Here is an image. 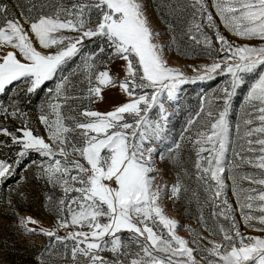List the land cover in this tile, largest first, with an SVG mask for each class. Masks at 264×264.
Segmentation results:
<instances>
[{"label": "snow or ice", "instance_id": "snow-or-ice-1", "mask_svg": "<svg viewBox=\"0 0 264 264\" xmlns=\"http://www.w3.org/2000/svg\"><path fill=\"white\" fill-rule=\"evenodd\" d=\"M188 6L189 39L200 43L199 36L211 49L214 37L219 45L216 59L195 68L192 76L168 63L165 49L171 45L159 42L160 32L153 28L144 0H55L46 6L33 4L20 16L0 0V48L10 46L19 53V57L13 51L0 56V93L14 82L24 83V91L33 93L54 80L67 63L79 59L77 70L85 76L84 99L89 104L102 101L105 91L112 89L126 98L111 110L84 106L78 116L72 115L76 109L69 100L80 98L66 94L68 77L61 76L49 89L50 99L39 115L46 129L43 135L24 122L18 103L0 104V116L16 117L23 125L14 130L0 125V136L18 146L15 166L36 153L41 158L37 178L61 189L57 227L66 235L43 228L32 217H22L20 224L66 249L71 241L67 250L73 264L81 259L85 264H125L126 260L127 264H201L198 253H203L207 264H264V0H212L215 16L207 0H189ZM221 26L237 38L260 43H235ZM94 40L102 43L88 51L85 42ZM37 44L45 51H39ZM117 61L122 62L120 68L115 67ZM224 74L230 79L220 90L219 106L215 112L211 105L206 112L201 106L196 115L203 113L206 122L187 139L196 156L194 178L206 193V202L219 209L211 215L229 226L211 229L220 239L194 235L189 241L178 234L182 225L166 214L161 202L165 195L175 201L187 191L179 178L164 184L158 166L173 153L159 146L168 139L171 113L166 105L178 100L182 85ZM253 74L256 79L245 97L246 110L235 126L237 150L231 135V102ZM230 150L238 159L229 161ZM242 165L250 170L231 177L237 205L233 207L224 174ZM13 174L12 165L0 161V182ZM241 221L261 234L241 231ZM123 233L130 234L129 243Z\"/></svg>", "mask_w": 264, "mask_h": 264}, {"label": "rangeland", "instance_id": "rangeland-1", "mask_svg": "<svg viewBox=\"0 0 264 264\" xmlns=\"http://www.w3.org/2000/svg\"><path fill=\"white\" fill-rule=\"evenodd\" d=\"M4 2L9 5L12 12L20 16L22 11L26 12L33 4L46 6L49 3H54L55 0H4ZM64 2L69 3L70 0H64ZM148 3L157 21L161 24L160 36L164 37L166 45H171L166 48L170 49L174 57L184 62L185 68L181 69L186 74L192 76L195 74V68L211 64L216 59L215 49L219 45L215 42L214 37L211 49L203 43L202 38L199 36L197 38L201 41L200 43L189 39L187 29L192 19L191 8L188 6L189 0H148ZM207 3L209 4V11H213L215 16L214 9L211 7L212 0H207ZM21 22L23 23V21ZM169 25L172 27L170 28ZM24 27L27 28L26 23ZM206 31L208 30L206 29ZM221 31L229 40L235 43H252L256 45L260 43L259 40L247 41L237 38L225 30L223 26H221ZM209 35H211L210 31ZM33 42L35 43V37H33ZM85 43L88 51H95L102 41L94 40L92 42L86 41ZM37 48L39 51H45L38 44ZM9 51L17 52L19 57L18 50L10 46L0 48V56ZM80 63L79 59L70 61L54 80L45 82L33 93L24 91L26 87L24 83L14 82L12 85L7 86L5 93H0V104L7 107L13 101L18 103L24 122L43 135L46 129L40 122L39 115L41 114V109L46 106V102L50 99L49 89L55 88L61 76L68 77L66 94L69 97L80 98L69 100L72 108L76 109L75 112L70 113L72 115L78 116L84 106H89L99 111H107L115 107L116 104L125 101L126 98L118 90L112 89L105 91L102 101L89 104L84 99L86 94L85 76L83 72L77 70V65ZM168 63L175 66L170 61ZM121 66L122 62L117 61L115 67L120 68ZM73 72L75 74L70 75ZM229 79L230 77L224 74L217 75L212 80H197L194 83L190 82L182 85L178 100L166 105L171 113L168 121V139L164 142V145L159 146H167L173 149V153L160 165L165 167L169 177L167 184L175 183L177 178H179L187 191H182L179 198L175 201L165 195L161 202L165 207L166 214L178 219L180 225H182L177 229L178 234L189 241L193 239L194 235L197 239L201 236L207 237L209 240L220 239L219 236H213L211 229L217 228L220 224H223L224 227L229 226L227 221L211 215L214 210L219 211V209H214L211 204L206 202V193L203 192L194 178L196 156L192 144L187 139L189 136L194 135L196 131L201 130V126L206 122V117L203 113H201L199 118L196 115L202 105L205 112L209 110V105L212 106L211 110L213 112L216 111L219 106L218 97L222 95L220 90ZM255 79V74L247 76L246 83L237 90L231 102L232 107L229 119L232 124L233 147H236L237 150H239V138L236 135L235 126L242 120L246 110L245 97L251 83ZM67 111L68 109L65 108V112ZM189 120L194 121V123L189 125ZM0 125L8 127L10 130L23 126L20 119L16 117L5 119L3 116H0ZM45 138L47 139V136ZM0 141L4 142L3 146H0V161H5L12 165L14 172L5 181L0 182V264H73L70 252L67 250L72 246L71 241L67 242L66 249L61 242L54 240L52 237L42 234L40 231L35 233L26 231L24 226L20 224L22 217H32L43 228L57 231L60 236L66 235L65 229H58L57 227V205L61 198V189L52 187L37 178V163L40 162L41 158L36 153H32L20 167H16L13 161L17 158L18 146L12 145L7 137L0 136ZM176 144H179V149H176ZM228 155L230 162L233 159H238L233 157L231 150ZM159 167L161 168V166ZM249 170L247 165H242L239 170L226 171L224 174L225 182L228 185L226 189L227 199L233 207L237 205L231 177L232 175L239 176L244 171ZM161 176L164 177L162 170ZM159 179L158 177V181ZM241 183L245 187L248 186L247 182ZM46 197H51V200H46ZM13 213H17V215H13ZM201 215L203 219H201ZM236 218L237 220L241 219L238 213ZM28 227L34 226L29 225ZM240 227L241 231L245 233L252 235L261 234L252 228L245 227L242 221ZM189 228L194 229L195 232L190 231ZM129 235V233H123L125 243H129ZM202 242L207 244V240ZM46 246H49L47 252ZM190 246L196 247V245L192 244ZM136 250V248L131 249L133 252ZM105 255L108 257V253ZM109 255V258H111L112 254L109 253ZM195 255L197 260H201V264H207V261L202 259L203 253ZM80 264H85L83 259L80 260ZM125 264H127V260Z\"/></svg>", "mask_w": 264, "mask_h": 264}, {"label": "bare ground", "instance_id": "bare-ground-1", "mask_svg": "<svg viewBox=\"0 0 264 264\" xmlns=\"http://www.w3.org/2000/svg\"><path fill=\"white\" fill-rule=\"evenodd\" d=\"M144 3H145V5H146V12H147V15L149 16V19H150V22H151L153 28L160 32V31H161V24L157 21V19H156L154 13H153L152 10L150 9V7H149V3H148V0H144ZM159 42H161L162 44H165V45H166V42H165V39H164L163 36H160V38H159ZM165 50H166V51H165V55H166V58H167L168 61H170L173 65H175V66H177V67H179V68H185V64H184V62H183V61H180L179 59H177L176 57H174V56L172 55V53H171V51H170L169 48H166ZM159 166H161V170L163 171V175H164V177H163V181H162V182H163L164 184H167V182H168V180H169V177H168V175H167V173H166V169H165V167H164L163 165H160V164H159ZM165 173H166V174H165ZM165 191L167 192L168 190L165 189Z\"/></svg>", "mask_w": 264, "mask_h": 264}, {"label": "crops", "instance_id": "crops-1", "mask_svg": "<svg viewBox=\"0 0 264 264\" xmlns=\"http://www.w3.org/2000/svg\"><path fill=\"white\" fill-rule=\"evenodd\" d=\"M105 254H107V253H104L103 255H105ZM106 256V255H105ZM110 255H109V253H108V257H109Z\"/></svg>", "mask_w": 264, "mask_h": 264}]
</instances>
